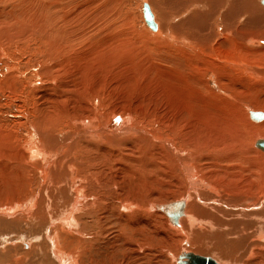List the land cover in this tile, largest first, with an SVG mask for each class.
<instances>
[{
	"label": "bare ground",
	"instance_id": "1",
	"mask_svg": "<svg viewBox=\"0 0 264 264\" xmlns=\"http://www.w3.org/2000/svg\"><path fill=\"white\" fill-rule=\"evenodd\" d=\"M145 1L142 0L143 13ZM150 1L152 6L147 4L157 28L152 29L145 19L153 32L147 35L143 32L141 36L146 43L155 45L157 54L155 59L147 49L144 55L131 54L127 65L124 64L128 71L124 77L123 71L112 74L119 70L114 55L82 50L76 56L68 51L67 45L51 42L53 32L48 27H39L44 23L32 14L34 7L42 3L40 0H0V62L6 68L0 72V91L15 96L21 91L17 84L26 85L33 77L31 70L38 67L44 71L37 78L41 80L49 74L53 89L50 92L49 86L32 83L31 93L22 90L27 98L33 99L24 101L27 106L32 104V111L24 113L25 121L18 120L24 124V136L17 128L5 127L8 121L1 122L0 117V173L5 183L0 195L5 200L0 208V230L7 233L12 227L24 225L31 230L37 227L45 235V241L38 247H32V239L23 240L20 244L31 248L24 249L22 254L19 244L12 239L7 240L6 244L12 246L9 248L0 240V253L5 260L36 264L31 258L39 256L43 262L38 264L94 263L95 258L87 255L103 241L104 237L98 234L106 236L111 229L105 225L107 220L130 221L120 227L125 230L117 232L116 239L134 228L148 236L156 213L166 214L162 221L187 236L189 239L184 238L187 245L190 239L201 243L205 240L203 235L208 236L202 231L219 225L223 217L218 213L229 215L230 205L251 213L264 207V147L257 145V140L264 138V116H254L257 107L264 112L261 105L264 98H243L251 96L258 86L264 87L263 0ZM24 3L28 4L25 10ZM42 6L46 8L47 4L44 2ZM186 12L189 17L179 20V15ZM25 14L31 17L28 21L33 26L29 30L25 26L17 29ZM194 15L195 22L191 20ZM43 19L46 23L44 16ZM24 20L22 23H26ZM26 40L33 43L30 51L24 46ZM165 51L173 56L180 54L191 62L188 79L163 59L161 54ZM139 58L147 67H135L134 59ZM145 70L148 77H153L148 82L146 76L148 81L144 85L157 95L154 101L157 103L159 99L160 107L168 106V111H172V116L166 114L167 123L163 127L164 131L171 129L172 133L168 130L171 134L146 128L129 114L123 119L115 111L107 115L98 107L101 98L96 93L108 80L130 78L129 82L134 80L139 85ZM137 73V78L130 77ZM209 73V80H217L213 87L203 80ZM247 80L257 87L248 89ZM24 103L19 106L25 107ZM185 114L193 119L189 122ZM122 122L126 126L118 130ZM170 178L176 179L185 194L164 192L168 185L170 188ZM190 193L193 200L188 198ZM171 194L185 199L179 200L185 206L177 222L161 209L162 199L159 206L155 201L158 195L162 198ZM131 223L137 226L132 228ZM12 251L15 258L8 259ZM48 258L55 260L49 262Z\"/></svg>",
	"mask_w": 264,
	"mask_h": 264
},
{
	"label": "rangeland",
	"instance_id": "2",
	"mask_svg": "<svg viewBox=\"0 0 264 264\" xmlns=\"http://www.w3.org/2000/svg\"><path fill=\"white\" fill-rule=\"evenodd\" d=\"M16 1L21 2V0H16ZM58 1L64 2L65 4L64 3L58 4L57 3ZM58 1L40 0V2H42L43 4L41 3L40 6L36 5L38 8H36V6H35L34 8L36 10H34L32 12V14L34 15V18L39 17L41 19L42 23L45 24V25L44 24L39 25V27H45V28L48 27V29L51 32H53V33H51L52 34L51 42L54 41L53 43H55L57 41L56 43H63L65 45H67L68 51H70V52L72 51L71 53L73 55L79 56L78 55L79 51H82V50H86L88 53H90L91 51L94 52V51L100 50V51L105 52L106 54L108 53V55H114L115 57H117V62H116L115 66H116V68L119 67V68H117L119 70L115 69L116 71L115 70L112 71V74L113 75L118 74V73H120V71H123L126 74V75H124V77L128 76V71L125 70L124 64L127 65V63H128L127 59L131 56V54L136 53L138 55L140 53V54L144 55V54H146V49H147L148 52H150V54L148 52L147 53L149 54V56L151 58L152 57L154 58L156 56L157 53H154V52H157L154 49L155 45L154 44L151 45L152 43L151 44L146 43L144 37L141 36V33H143V32H144V35H147V33H149L150 31L153 32L145 21L144 13H143V2H142V0H58ZM146 1H147V3H149L152 6L150 0H146ZM29 2H28V4H29ZM44 2L47 4L48 8L47 7L43 8L44 6H42V5H44ZM67 2H69V3H67ZM28 4L26 5L24 3V10L28 6ZM53 4H55V5H53ZM90 4H92V5H90ZM66 5H68V6H66ZM50 6H52V7H50ZM41 8L43 9V11ZM54 8H56L57 10ZM35 11L38 14H36ZM153 11H154V9H153ZM189 14L190 13H188V12L184 13L181 16L178 14L179 20H183L185 18H188ZM20 16L18 15V17H20ZM43 16L47 20L46 23L44 22ZM68 16H70V17H68ZM22 17H23V15L21 16L22 20L19 19V21L23 22V20L25 19L24 22L26 21V23L21 22L19 25V28H17V29H21L24 26H25L24 29H26V30H29V28L31 29V27L33 25L30 24V21H28V19L31 20L30 19L31 17H28L27 14H25V16L23 18ZM196 19L197 18L195 15L192 16V18H191V20L194 22L196 21ZM156 21H158V20L156 19ZM71 29H73V30H71ZM68 30L73 31V32H70L71 34H69ZM31 34L32 33H30L28 36H30ZM52 38H54V39H52ZM72 42H73V44H72ZM24 43H25L24 46L27 45L29 47V51H30L32 49L33 43L30 42L29 40H26ZM170 43L175 44L172 41ZM150 49H151V51H150ZM74 51H75V54L73 53ZM166 52L167 51L162 52V54H161L163 56V59H165L167 62H170L171 67H173L174 69H177V70L185 73L184 77L186 79H188L192 73V70L189 67L190 65L192 66L191 62H189L184 56H182L180 54L173 56V55H169ZM166 55H168L167 56L168 59H166V57H165ZM140 60H141L140 58L138 59V61H136V59H134L135 65L137 64L135 67L136 68L137 67L138 68L147 67V65L144 63V61L139 62ZM147 61H148V59H147ZM5 69L6 68L0 62V72L5 71ZM54 70L57 71V68L55 67ZM43 71H44V68H41V67H38L36 69L31 70L33 77L31 78V80L30 79L27 80L26 85L25 84L22 85L21 83L17 84L18 87L21 89V91L18 92L15 96H14V94L6 96L7 93L0 91V97H1L0 102H1V104H3L1 106L2 108L0 107V112L2 113L0 115V117L3 119V121H1V122L8 121V123L4 126L8 127V128H10V126H12L14 128L19 129V131H21V135L23 134V136H24V133H26L24 131V126H22L24 124H19L22 122H18V120L19 121L24 120L25 111L27 113L29 111L30 112L32 111L31 110L32 109L31 102L28 104V106H29L28 107L27 105H25L24 101L25 100L26 101L27 100H29V101L33 100L32 98H27L26 94H24V91L31 93L30 88H33V87H30V84H32V83L38 84V86H46L47 85V86H49L48 89H50V92L53 90L52 88H50V86L52 85V82L50 80L49 74H46L44 77H42L41 80H39L37 78V74L39 75ZM143 72L146 73V70ZM145 73H143V74H145ZM138 75H139V73H137L136 75H131L130 77L134 79V78H137ZM146 76H147V73L145 74V76H142V77H144V79L141 80L139 85L137 83H135L134 80H131L129 82L130 78H127V79L124 78V79L116 80V81L108 80V84L105 87H103L102 89H100L98 91L99 93L98 92L96 93V95L99 98H101L100 99L101 105L99 104L98 107H101V111H105L107 113V115L111 111H115L118 114L116 116L120 119H123V118H126L129 114L130 117L133 118L134 120H136L137 123L144 124L146 128H155V129H159L161 132L166 131L168 134H171L172 133L171 129L165 128V131H164L163 127H165L164 124L167 123V121H166V118H168L167 116H172V111H168V106L160 107V100L159 99H157V103L154 101L157 95L152 93L153 91L151 89L145 87L144 84L147 83L148 79L146 80V78L149 75L147 77ZM209 77H211L210 73L205 75L203 77V80L205 82L207 81L208 83H210V85L212 87L215 86V82H217V80H215V79L209 80L210 79ZM148 78H149L148 82H150L153 79L152 76H150ZM150 78H151V80H150ZM186 81H188V80H186ZM119 82H121L120 85H118ZM128 82H129V85H128ZM250 82H251V84H250ZM140 84L143 87H141ZM247 84H246V87L248 89H250V87H252V88L257 87L256 86L257 84L253 83L251 80L250 81L247 80ZM23 87H25V89ZM242 87H245V86H242ZM258 87H259V89H258ZM258 87H257L258 90L255 89L254 92H251L252 93L251 96L249 94H247V96H243V98L246 99L247 97H250V98L257 97L259 100H263V98H264V87L263 86H258ZM216 89L219 90V87L216 86ZM22 90H24V91H22ZM244 90H246V88ZM41 93L42 92L40 91L39 94H41ZM102 95H104V96H102ZM31 96H33V93L31 94ZM151 96H152V98H151ZM20 103H24L25 107H20L19 106ZM103 103H105V104H103ZM263 103L261 105H264ZM111 104H115L116 107H111L110 106ZM30 105H31V107H30ZM103 108H109V109H103ZM252 108H254V107H252ZM261 111L262 110H258V107H257V110L254 112H261ZM22 112H23V114H22ZM18 113H20V114H18ZM161 113H163V114H161ZM166 114H167V116H166ZM185 115H186L185 117L187 119L188 118L190 119V120L188 119L189 122L193 119V116H191L190 114H185ZM156 118H158V119H156ZM160 118H161V120H160ZM162 118H163V120H162ZM13 122H16V124H13ZM11 123H12V125H10ZM0 125H2V124H0ZM161 125H163V126H161ZM124 126H126V125H125V123L122 122V125L118 130L122 129ZM177 130L179 131L178 128H177ZM101 131L107 132L106 130H103V129H101ZM117 134L120 136L119 133H117ZM165 135L168 137H171L167 134H165ZM262 139H264V138H262ZM173 140H174L173 143L175 145H177V140L176 139H173ZM161 177L162 176H160L158 178V180H160ZM168 180H166V181L169 182L170 188L168 185L165 188L164 192L168 193L170 191L172 194H176V195H178L180 192H181V194H185V190L182 189L183 187H181L177 183L175 178H170ZM4 184L5 183H4L2 176H1V173H0V195L4 190ZM205 191H206L205 189L201 190V192L204 195H206V193H204ZM172 194L168 197H162V198L161 197L158 198L159 195L156 196L155 197V201H157L156 205L159 206V203L161 202L159 199H162V202L160 204H168V203H172L174 201L176 202V201L184 199L181 197L179 198V196L174 197ZM204 195H202V196L204 197ZM193 197H194V195L192 193H190L188 195L189 199L192 198L190 200H193L194 199ZM4 204H5V200L0 198V208L3 207ZM186 204H187V202H186ZM218 205H219V203H218ZM206 207H207V205H206ZM223 207H225V206H223ZM209 208H210V205H208V209ZM228 210H230L229 215L224 214L225 215L224 216L222 213H218L219 215H222V216H219L220 218L223 217L222 218L223 221L220 223L221 225L220 224L219 225L217 224L218 226L214 225L215 228L213 226L212 227L208 226L207 229H204L202 231V233H207V235H208V236H206V234L205 235L200 234V235H203L205 237L204 241L199 243V242H195V241L192 242V239H190L191 243H189V245H187L184 242V238L187 236L183 237L182 234H179V232H177L176 229H174L173 227H171V226L167 227L166 221H162L163 215L166 216V214H164V213L162 215V214L155 212L157 218L155 217V221L152 225L153 229L152 228L150 229L152 231V233H150L148 236L146 234L143 235L144 233L141 234L143 231V230L141 231V229H140L141 226L139 228L140 231L138 232L137 228H136V230L134 228V226H137V224L131 223V225L133 224L132 228H134V230H127L126 231L127 235L126 236L124 235L125 238H123L124 236H122V237H118L116 239V236H118L117 232L121 233V231L125 230V229H120V227H122V225L125 226V224L128 225L130 223V221H126L125 219H123L122 222L119 221L120 223H118L115 219L107 220L105 222V225L107 224L106 226H108V228H111V229L106 234V236L102 235L100 233L98 234L99 237L101 236V237H104L105 239L103 238V241H100L98 244H96L92 249V253L87 255L88 258H90V257L95 258L94 263H89V262H87V263L88 264H97L99 261H104V264H178V260H179L180 256L182 255V252L184 251L183 252V254H184L185 252L191 251V252H194V253H197L200 255L211 256L214 259H216L217 261L225 262V264H264V237H263L264 236V234H263L264 233V230H263V228H264V226H263L264 225V223H263L264 222V207L259 209V211L258 210L254 211L253 213L246 212L245 209L242 210V208H238L237 206L234 207L231 205L228 207ZM246 214H248L250 217H248V215H246ZM183 216H184V214L182 215V217ZM233 217L234 218L236 217V218L233 219ZM239 221H241V222H239ZM260 221H262V222H260ZM136 222H138V221H136ZM226 222H229V223H226ZM251 222H252V224H251ZM231 224L232 225L234 224V225L232 226ZM241 224H242V226H241ZM249 226L253 230H251L249 228ZM242 227H244V228H242ZM171 228H173L174 230ZM224 228H226V229H224ZM260 228H261V232H260ZM98 230L99 229L97 228L94 230V232H97ZM110 231H111V233H110ZM1 232H3V231L0 230V238H1L0 240H2V243L6 244L8 242L7 240L12 239V242H14V243L16 242V244H19V254H22L24 252V249L30 250L29 248H31V247H29V248L25 247V244L23 247L20 244L23 240L29 241V239H32L31 240L32 241L31 242L32 247H38L45 241V235L37 227L35 230H31L28 226L21 225V226L12 227L10 230L7 231V233H4V232L1 233ZM259 233H261L262 235H260ZM22 237H25V238H22ZM144 237L145 238L148 237V239H144ZM132 238H135V239H132ZM136 238H137V240H136ZM117 240H120V241L117 242ZM130 241H132V242H130ZM116 242L119 245L118 244L116 245ZM144 242L146 243V246L142 245V244H144ZM205 242H206V244H205ZM130 245H132L133 247ZM140 245H142V246H140ZM9 247H12V246L6 244V248H9ZM13 247H14V245H13ZM15 248H18V247L16 246ZM144 248H146V251H144L145 250ZM139 249H141V250H139ZM142 251H144V252L142 253ZM3 256L4 255L1 254L0 264H18L19 263L18 261H15V260H13V261L5 260L7 258H5V256L4 257ZM9 257L15 258L14 257V251H12L11 253L8 254V259H9ZM31 260H35L36 264H38V261L41 263L43 262V259H41L39 256H33V258H31ZM46 260H44V261H46ZM52 260H55V258H53V259L48 258L49 262ZM221 262H218V263L221 264Z\"/></svg>",
	"mask_w": 264,
	"mask_h": 264
},
{
	"label": "water",
	"instance_id": "3",
	"mask_svg": "<svg viewBox=\"0 0 264 264\" xmlns=\"http://www.w3.org/2000/svg\"><path fill=\"white\" fill-rule=\"evenodd\" d=\"M264 3V0H263ZM144 16L148 24L152 29L157 28V24L154 21V15L149 7V4H144ZM254 116L257 118H262L264 116L263 112H256ZM257 145L264 147V140L258 139ZM185 203L183 201H176L161 206V209L166 212L172 221L177 222L178 218L183 212ZM179 264H220L211 256H204L194 252H186L180 256Z\"/></svg>",
	"mask_w": 264,
	"mask_h": 264
}]
</instances>
